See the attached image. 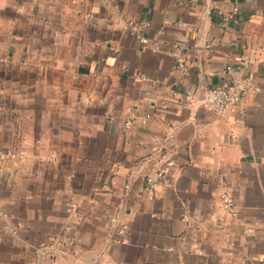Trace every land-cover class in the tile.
Instances as JSON below:
<instances>
[{
  "label": "crops",
  "instance_id": "0c3cea01",
  "mask_svg": "<svg viewBox=\"0 0 264 264\" xmlns=\"http://www.w3.org/2000/svg\"><path fill=\"white\" fill-rule=\"evenodd\" d=\"M0 264H264V0H0Z\"/></svg>",
  "mask_w": 264,
  "mask_h": 264
},
{
  "label": "built area",
  "instance_id": "2783aa9c",
  "mask_svg": "<svg viewBox=\"0 0 264 264\" xmlns=\"http://www.w3.org/2000/svg\"><path fill=\"white\" fill-rule=\"evenodd\" d=\"M94 18L92 13H87L84 16V20L86 22L91 21ZM141 27H145L142 25ZM145 41V40H143ZM184 47H180L178 49L179 52H183ZM177 60L179 66H183V62L180 59V56L177 55ZM228 75H233V68L228 69ZM248 85L246 80L241 81H233V83L225 82L220 86L211 88L208 90L205 96V104L208 109L218 112L220 114H226L228 112H233L240 107V103L242 100L243 95L248 91ZM192 97L190 95L186 96V102L188 105H191ZM4 157H15L16 153L12 150H7L4 154ZM166 174V170L162 169L155 179H148V184L150 190H153L154 187L157 185V180L164 178ZM223 208L233 216L237 215L236 207L234 199L231 195L225 194L223 197ZM111 229L115 230L119 238L116 240L117 243H125V232L126 226L120 225L116 218L111 219Z\"/></svg>",
  "mask_w": 264,
  "mask_h": 264
}]
</instances>
